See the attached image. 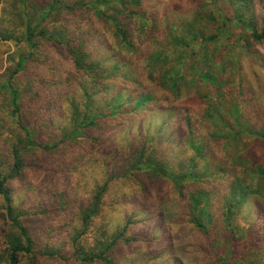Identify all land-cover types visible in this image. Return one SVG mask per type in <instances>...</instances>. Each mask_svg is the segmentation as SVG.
<instances>
[{
    "label": "trees",
    "instance_id": "trees-1",
    "mask_svg": "<svg viewBox=\"0 0 264 264\" xmlns=\"http://www.w3.org/2000/svg\"><path fill=\"white\" fill-rule=\"evenodd\" d=\"M31 1L41 3L42 0ZM223 1L230 8L229 12L220 5L209 12L195 9L192 12L194 18L183 25L179 21L183 23L184 18L180 14L174 15L176 11L158 19L151 15L156 11H150L151 18H147L139 9L138 0L112 3L111 0H51L50 4L36 7L35 4L28 5V0H20V10L12 12L8 9V13L0 0V19L2 15L15 17L16 14L22 16L21 21L25 24L20 49L8 55L6 67L0 73V99L3 101L0 109L7 116V127L14 129L12 139L3 141L5 120L1 114L0 208L3 209L1 217L5 227L1 228V236L5 248L0 252V264H22L23 259L26 264H38L37 255L63 264H161L163 258L168 264H184L168 247L174 240L166 231L165 214L158 213L148 202L129 196L133 192L149 198L155 196L158 202L169 200L174 192L175 198L185 200L184 207L191 217L186 221L187 228L194 231L192 238L197 240L192 246L204 260L206 253H210L211 264H243L234 254L241 247L264 252V233L261 231L264 229V164L252 167L245 156L248 145L244 140L249 138L264 143V111L259 107H248L238 99L245 89L240 56L243 51L250 59L254 58L251 47L264 39V17L259 24L251 10L254 0ZM132 4L134 8L129 6ZM60 17L85 21L78 27V34L73 30L75 36H70L69 30L59 24ZM169 19L170 27L165 22ZM127 20L129 22H125ZM149 22L154 23L148 26ZM96 23L108 33H100ZM160 23L167 26L162 27ZM208 27L209 32L205 30ZM236 31L238 35H235ZM136 34L138 37L151 34L149 39L156 44L146 57L147 72L138 73L133 67L137 53ZM1 35L0 41H9L13 37L8 28ZM107 38L115 43L112 49ZM40 42H47L57 53L50 56L41 51L40 57L35 58ZM102 49H109L113 56H105ZM54 58L62 59L69 68L60 64L51 70L47 61ZM262 59L259 56V62L264 65ZM31 61L37 62L34 71L28 70ZM144 76L147 78L145 85L140 87L137 81ZM120 79L132 87H140L134 94V102L132 95L126 96L125 91L115 90ZM34 81L46 91L40 107L39 103L37 107L31 105L35 98H40ZM234 84L236 92L231 90V102L223 116L224 93ZM149 85L163 88L174 100L184 93L189 99L204 97L207 106L202 115L193 117L186 107L179 109L170 99L166 104H157L156 94L149 90ZM31 93L34 96L30 97ZM59 100V104L63 101L69 111L64 121L57 115ZM183 100L180 98L179 101ZM121 101L124 103L119 104ZM146 101L149 108L156 102L160 110L155 112L167 118L160 119L159 130L155 133L153 130L152 138L143 143L140 139L142 131L130 130L133 118L127 112L135 111ZM242 108L250 111L252 119L248 116L246 121L242 120ZM206 124L211 133H207L208 137L219 140L227 148L241 149L235 152L232 165L244 166L248 176L228 180V168L219 162L213 165L214 176L223 177L221 182L225 183L223 189L227 191V197L223 193L224 199L218 202L221 212L217 220L208 213L214 199L209 202L211 194L207 190H212L213 184L206 180L197 190L186 186L187 179H202V175L194 171L197 160L209 158L206 138H198L194 132ZM171 130V135H185V149H191L194 154L188 166L182 164L176 168L171 158L160 150L162 144H171L165 136ZM110 137L112 144L98 166L99 176L94 175L92 186L80 192L79 180L87 178L82 171L88 165L77 158V150L82 151L90 144L103 146L102 139ZM36 173L55 181L54 185L43 189L37 186L46 198L42 200L44 203L41 205L40 201L26 210L25 206L15 207L10 183L16 180L26 191L33 192L37 187L32 188L29 176ZM73 174L78 182H70L62 190V178ZM229 182L232 183L226 187ZM52 212L56 213L54 225L58 228L49 235L53 238L64 233L67 241L64 251L60 247L66 245L65 242L60 246L38 243L26 223L34 216L48 218ZM135 213L145 219L138 220L140 225L148 220L157 221L150 229L155 236L152 243L161 242L163 250L152 245L145 249L134 246L137 238L133 226L138 223ZM224 234L227 236L223 237ZM41 245L44 246L39 249Z\"/></svg>",
    "mask_w": 264,
    "mask_h": 264
},
{
    "label": "rangeland",
    "instance_id": "rangeland-1",
    "mask_svg": "<svg viewBox=\"0 0 264 264\" xmlns=\"http://www.w3.org/2000/svg\"><path fill=\"white\" fill-rule=\"evenodd\" d=\"M19 1L20 0H3L2 6L4 8H7V11H6L7 13H8V9L12 10V12L18 11L20 10ZM50 1L42 0L41 3H38V2L35 3L31 0H28L27 4L28 5L32 4L33 6L35 4V7H36V5L40 6L43 4H47L48 2H49L48 4H50ZM114 1L111 0V3ZM138 2L141 5L139 9L143 11V14H145L147 18L148 17L151 18V15L155 16L157 19L163 18L167 15L168 12L176 11L174 15L180 14L184 18L183 23L179 21V23L183 25H185L188 21L194 18V15L192 12L193 10L195 11V9H198L199 11L204 10L205 12H209L212 9H214V7H216L217 5H220L224 8L225 12L227 11L229 12L230 10L228 5H226V3L223 0H138ZM262 3H263V0H254V6L251 7V10L254 12L255 17L258 19L259 24L261 22V18L264 17V9L262 8ZM129 6L131 8L135 7L133 4ZM121 7L126 8V6H121ZM150 11H156V12H153L150 15L149 13ZM111 13L112 11L109 12V14ZM14 15L15 17L13 16L8 17L6 15L5 16L2 15V18L0 19V36H3L1 35V32H3L5 28L10 29V31L12 32V36H13L12 40L0 41V73H2L6 67V59L8 55L13 54L14 51L20 49L21 45L19 44V41H21L23 32L25 30V24H23V22L21 21L22 16L21 15L16 16V14ZM71 15L72 14H69L68 17H71ZM122 15H124V13H122ZM60 21L61 22H59V24H62V26H65L69 30V35L75 36V34L73 33V30H77V34H78V27L85 20L80 21V18L79 19L71 18V20H69V18L63 19L60 17ZM125 22H129V20ZM165 22L168 25V27L171 26L170 19L165 20ZM152 23L154 22H149L148 26ZM166 24L160 23V26L166 27L167 26ZM83 25L84 24H82L81 26ZM96 26L100 30V33H108L104 29H100L98 23H96ZM205 27L206 26H204V28ZM94 29L95 31H97L95 26H94ZM205 30L209 32L210 28L208 27ZM235 35H238L237 31L235 32ZM152 36L153 35L149 34L150 38H152ZM158 36L161 39L162 32H160ZM135 37L136 38L134 40L137 46L136 47L137 53H136V57L133 59V67L135 68L134 70L137 71L138 73H140L141 71L147 72V67L145 63L147 59L146 57L148 56L149 53H152V51L156 48V44L150 41L147 34L140 35V37H138V34H136ZM109 39L107 38V40ZM156 40L154 41L157 42ZM109 41H111L109 46H110V49H112L115 43L114 41L112 42V40H109ZM234 41L235 40H233V42ZM115 47L118 48L117 46ZM251 48H252V53H253L252 57L254 56L253 59H250L249 56H247V54H245L242 51L243 48L240 49L242 53H241L239 62L241 64V69L244 71V74H245V77H244L245 89H243V92L241 93L238 99L240 103L244 105H248V107L249 106L259 107L261 111H264V92H263L264 90V69L262 68L264 65H262L259 62V56L263 58L261 62H264V39L260 43L253 44ZM58 49L61 50V48H58ZM41 51L43 54L46 53L50 56H54V54L57 53L56 52L57 50H55L54 48H51V46L47 44V42L39 43V49L36 51L35 58L40 57L39 53ZM62 52L64 53L63 50ZM102 52L107 57L113 56L110 53L109 49H105V50L102 49ZM27 53L28 51H26V54ZM127 57L128 56L126 55V63L128 62ZM139 59L141 61H139ZM36 64L37 62L32 63L31 61V64H29L28 66V70L34 71V69L36 68ZM60 64H62L63 67L67 69L69 68L67 63L63 61L62 59L54 58L51 61H47V65L52 66L51 70L52 69L54 70L53 66L58 67V65ZM232 67L233 69L235 68L234 65H232ZM228 78L229 77H227V79ZM146 79H147L146 76L141 77V78L139 77V80L137 81L138 82L137 85H140V87L141 85H145L144 82H146L145 81ZM228 80L231 81L232 78H229ZM34 84H35L34 88H37V92H39L40 98L39 99L35 98L34 101L31 103V105H34L37 107V104L39 103V107H40L44 102V99H42V96L46 91H44L43 88H39L38 87L39 84L36 83V81H34ZM235 85L236 84L229 85L232 88L227 89V92L224 93V96L226 99H225V102L221 103L223 107L222 108V112L224 114L223 116H225V113L228 110L227 108L231 102V99L229 97L230 94L232 95L231 90L232 92H236ZM195 86H197L196 83H195ZM140 87H136V86L132 87L131 84L125 83L124 81H122V79H120L117 85H115V90L117 92L125 91L126 96L132 95V99L134 102L135 101L134 99L136 98L135 93L137 92V90L140 89ZM149 90H151L152 92L156 94V98L158 99L157 104H166V102L170 99V102L172 101V104H177L175 107L179 109H181L182 107H186L192 113L193 117H198L202 115L203 110L207 106V101L204 99V97L195 98V96H192L193 99H189L186 93H184L179 97L178 100H174L173 96L168 91L164 90L161 87L157 88V87H153L152 85H149ZM202 90H204V85L203 87H201V91ZM26 92L29 93V91H26ZM138 92L140 93V91ZM29 96L30 97L34 96V94L31 93L29 94ZM180 98H184V100L179 101ZM173 101L175 103H173ZM59 102L60 100L56 103L57 105H59L57 115L61 118L62 121H64L69 111L63 101H62V104H59ZM0 103L3 104L2 99H0ZM123 103L124 101L119 102V104H123ZM128 106H131V105H128ZM156 106H158L156 105V102H153L152 107L149 108L148 101H146L142 106L137 107L135 111L127 112V114H129L130 117L133 118V125L132 127H130V130H132V132H136L138 129H140L142 131V136L140 139L143 143L146 140H150L152 138L153 133L151 132H153V130H154V133L157 130H159V125L161 123L160 119L164 120L167 118V117H161L155 112L156 109L160 110V107H156ZM242 111L244 115V118L242 120L246 121L248 119L247 117L251 116L249 115L250 111L244 108H242ZM1 114H2L3 119L5 120V125L2 127L3 135H5L3 136V141H9V139H12V136L14 135L13 133L14 129L11 127H7V123H6L7 116L5 112L2 111V109H0V115ZM262 114L264 115V112H262ZM249 119H252V118L250 117ZM207 126L208 124H206V126H204L203 128L200 127L199 129L197 128L194 129L195 136L198 138L205 137L206 143L208 144L206 148V152H208L209 158L207 160H202V159L197 160L196 164L194 165L195 166L194 171H197L199 175H202V179L198 181H189V179H187L186 186L191 187L192 190H197L200 188V186L203 183L206 182V180H209L213 184V189L207 190V192L211 194V196L209 197V202L214 199L211 205L209 204L208 213L212 216V218L214 217V219L217 220L220 215L219 213L221 212V210H219L218 202L224 199L222 197V194L223 193L226 194L227 191L223 189L224 188L223 184H225L224 182L223 183L221 182L223 177L221 175L214 176L215 169H213V165L217 162L224 164V167L226 169L228 168L227 170L230 176V179L228 180L238 179V177L248 178V176L246 174V170L244 169V166L241 167L239 165H232V160L234 158L235 152L241 149L235 146L232 148H227L224 145H222L221 144L222 142H219V140H214L208 137L207 133L209 134L211 133H210V130L206 128ZM171 134H173L172 130L165 134V136L169 137L168 140L170 141L169 143L171 144H168V143L162 144V147L160 148V150L171 158V162L173 166H175L176 168L182 164H186V166H188L189 161L193 158L194 154L191 149H185V146H184V136L185 135H182L181 133H179V136H174ZM117 136L118 135H114V137H117ZM213 138L218 139V137H215V136ZM244 140L246 141L248 145L245 151V154H246L245 156L248 162L251 163L252 167L260 166L261 164H264V143L260 141H255L254 139H249V138H244ZM102 141L104 142L102 144L103 146H101L100 144H90L88 147L86 148L84 147L82 151L77 150L78 155L75 152L77 158L81 160L80 162L84 163L85 165H88V167L82 171L85 173V175H87V178L85 179L80 178L79 180V186H80L79 191L80 192H83L85 188H90L92 186V182H91L92 177L94 175L99 176L98 166L101 165L104 159V156H106L110 151L109 148H110V145L112 144V137L107 138V139H102ZM88 159L90 161L86 162L85 160H88ZM95 160H98V161L95 162ZM92 161H94L93 165L91 164ZM88 162H90V164H88ZM225 176H226V172H225ZM47 177L48 176L39 174V173L31 174L29 176V179L32 182V188L38 186L41 189H43L44 186L54 185L55 181ZM62 182L63 183L60 186H61V189L63 190L67 188V186H69L70 182L75 184L78 182V180L73 174L71 176L65 175L62 178ZM231 183L232 182H229L225 186L228 187L230 186ZM125 186H128V185L126 184ZM38 187L34 189L33 192L26 191L18 181L16 180L12 181L10 183V188L12 190L13 204L15 205V207L22 208L21 206H25L23 208H25L26 210V208H31L37 205L38 203H40V201L45 200L46 198L44 197V195L42 193H39V191H42V190H40ZM129 196L136 197V199L140 202H148L147 204H151L152 206H154V208L158 210L157 211L158 213L163 212L165 214L164 217L165 219L168 220L166 224V231L168 234H171L174 240V242L170 243L168 247H171L174 250L175 255L178 258H180L184 262V264H211L209 260L210 255H211L210 253H206L207 254L206 260H204L201 255L197 254V251H195L194 247L192 246V244L194 245L197 242V240L192 238V235H194V231L192 229L187 228L188 222L186 221L187 220L189 221L191 217L186 207H184L185 205L183 202L185 200L183 199L178 200L177 198H175L174 192L170 194L169 200L163 199L160 202L156 200L155 196H152L151 198H149L147 196L140 195L139 192L130 193ZM226 197H227V194H226ZM43 203L44 202L42 201L41 205ZM0 205L2 206L1 198H0ZM2 212H3V209L0 208V252L2 251L3 248H5L3 245V239L1 236L2 235L1 228L5 227L3 225L4 221L1 217ZM134 215H135V221L138 222L137 224L133 226V232L137 238V241L133 243L134 246L145 249L146 246L152 245L160 251L163 250L162 248L163 245L161 246V242L157 243V241H155L152 243L155 236L154 235L152 236L150 229L155 225V223H157V221L148 220L146 221L145 224L140 225L138 220H145V219L139 213H135ZM55 216H56L55 212H52L50 214V217L48 218L41 217V215L38 217L34 216L28 219L26 223L31 228L32 232L35 233L36 235L35 238L38 243H41V244L55 243L57 246H60L62 245L63 242H65L66 245L60 247L64 251L67 249V241L65 240L64 233H62L60 237H53V238H50V235H49L50 232H54L58 228L57 225H54ZM241 223L242 221H240V224ZM215 227L216 225L212 227L214 228L212 231L213 234L216 232ZM219 230H221V224L219 225ZM261 231L264 233V229H262ZM172 234H174L176 237ZM224 236H227V235L224 234L223 237ZM146 242H150V243L146 244ZM42 246L44 245H41V247H38V248L41 249L43 248ZM253 249L250 248L249 250H245V248L243 249V247H241L238 249V253L235 252L234 254L238 256L239 261L242 262L243 264H247L248 262L250 264H256V263L264 264V252L257 250L255 248ZM37 258L39 259L38 264H63L62 262L58 260L48 259L41 255H37ZM22 264H26V259H23ZM161 264H168V261L163 258L161 259Z\"/></svg>",
    "mask_w": 264,
    "mask_h": 264
}]
</instances>
